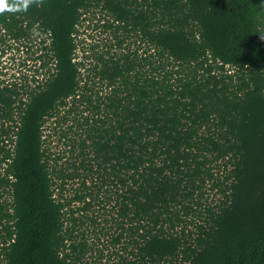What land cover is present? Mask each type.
Listing matches in <instances>:
<instances>
[{"label":"trees","instance_id":"16d2710c","mask_svg":"<svg viewBox=\"0 0 264 264\" xmlns=\"http://www.w3.org/2000/svg\"><path fill=\"white\" fill-rule=\"evenodd\" d=\"M93 8L142 55L77 57ZM32 31L46 77L0 81V264H92L105 196L118 264H264V0H0V40ZM69 116L64 167L45 127Z\"/></svg>","mask_w":264,"mask_h":264},{"label":"rangeland","instance_id":"374dc122","mask_svg":"<svg viewBox=\"0 0 264 264\" xmlns=\"http://www.w3.org/2000/svg\"><path fill=\"white\" fill-rule=\"evenodd\" d=\"M85 14L84 20L79 25V47L76 51L77 57H91L88 55H92V49L95 53L109 51L110 54H120L129 51L130 53H136L138 57L142 55L145 48V41L143 42L138 36L135 37L131 32L127 35L122 29L120 32H115L113 31L114 28H107L104 26V23L107 21L106 19L111 22L112 18L103 10L100 8H93ZM115 34L124 37L121 46L116 45ZM1 37L0 81L3 84H10L15 81L20 83L26 80L27 85L33 87L36 85L33 78L40 81L46 77V72L39 68V61L37 60L38 55L43 51L42 46L47 43V41L42 42L44 34L37 35L36 31H32L29 39H22L13 38L8 35L7 32H4ZM85 63H87L86 67H90L93 62L90 58H87L85 59ZM228 68L231 73L235 70L233 67H227V69ZM85 72H87V69ZM86 113L87 112H84V114ZM76 117L78 119L82 118L79 114L76 115ZM60 121L61 122L57 125H54L53 122L51 124L50 121L47 122L45 130L46 133H51L50 138H47L50 140L48 147L55 155L61 156L59 163L65 167L66 162L73 159L77 153L76 150L71 151V149H73L70 146L71 139L77 141L79 135L82 134V130L78 128V126L72 124L73 120L70 116L66 120ZM51 126H54V128H51ZM79 171L82 173L81 175H83V172H81V170ZM76 181L78 180L75 179L66 182V192L71 193V191L76 188ZM104 191L105 188H100L98 192L99 198ZM5 195L6 194H4V196ZM216 200L217 194H215L214 191L209 189L205 191V201L212 203ZM113 202V198H107V196H105L102 203L93 204V206L83 214L85 224L81 225L80 229L84 231L86 228L88 230L85 231L84 236L90 246L89 251L86 252V260L90 261L92 264L95 260L99 259L102 249V262L107 264H118L116 256L113 254L109 256L113 247L109 246L106 248L104 246V244L108 245V241L106 240H108L110 233L115 230L113 220L115 218V211L113 207H111ZM90 216L93 217L95 226L91 224V220H89Z\"/></svg>","mask_w":264,"mask_h":264}]
</instances>
